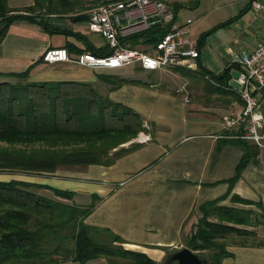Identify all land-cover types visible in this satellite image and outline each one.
<instances>
[{
  "label": "trees",
  "instance_id": "1",
  "mask_svg": "<svg viewBox=\"0 0 264 264\" xmlns=\"http://www.w3.org/2000/svg\"><path fill=\"white\" fill-rule=\"evenodd\" d=\"M103 1L105 0H96L95 3ZM76 2L77 0H33L31 5L11 8L7 5V0H0V43L11 23L27 20L40 24L47 31L69 34L81 41L83 46L67 42L63 47L69 52L79 54L90 51L98 56L109 54L107 44L95 46L79 31L51 26L46 18H41L35 11L41 8L46 13H53L58 9L70 11ZM239 15L241 13L236 17ZM71 19L74 22L84 21L87 17L80 15ZM160 31L159 27H155L135 34L131 37L132 43L139 40L155 42ZM209 32L200 35L198 48ZM39 59L42 60V56ZM231 66L235 67L230 64L220 74H214L198 61V70L194 74L182 68L174 70L185 75L209 74L219 83H226L232 78ZM32 67L33 64L20 72H0L2 76L24 80L16 83L0 82V170L54 172L58 168L84 167L90 164L111 165L118 157L139 146V143L131 142L127 147L115 149L144 129L141 116L132 108L113 102L106 95L102 96L91 82L26 81ZM96 78L99 82L110 85V89L125 83L146 84L138 78H128L116 73L99 72ZM206 84V93L228 94L239 105H244L237 92L216 88L208 82ZM225 142H232L242 149L234 173L227 179L229 190L198 206L202 215L184 244L194 252L210 250L211 253L207 255L199 253L207 258L209 264H220L224 257L231 255L223 243L216 241V236L231 232L253 235L250 230L232 225H253V210L219 205L218 202L230 193L231 186L246 165L255 161L258 147L247 140L228 138L220 139L217 147ZM33 188L50 189L56 197L66 200H72L74 194L70 190L40 183L0 180V264H49L67 260L84 264L101 256L106 257L110 264H116V258L123 260L121 264H157L143 252L116 246V241H126L109 228L84 222L85 217L101 200L98 195L92 194L89 204L78 205L42 195ZM231 199L254 203L237 194H232ZM255 204L262 211L264 224L262 203ZM211 214L228 224L209 220ZM254 220L258 221L256 218ZM249 244L256 246L264 243ZM164 264L169 263L165 261Z\"/></svg>",
  "mask_w": 264,
  "mask_h": 264
},
{
  "label": "crops",
  "instance_id": "2",
  "mask_svg": "<svg viewBox=\"0 0 264 264\" xmlns=\"http://www.w3.org/2000/svg\"><path fill=\"white\" fill-rule=\"evenodd\" d=\"M32 3L33 0H7L11 8ZM174 9L176 22H184ZM49 24L63 29L57 20ZM46 32L40 24L27 20L11 23L0 43V72H20L33 64L27 80L91 82L111 101L136 111L153 133L147 131L148 140L137 142L136 149L121 155L111 165L57 169L45 176L29 177V181L73 191L69 201L76 204L87 205L92 194L98 195L101 200L84 222L107 227L121 236L127 247L165 262L169 251L184 247L181 235L191 213L201 203L229 190L227 179L233 175L242 149L232 142L217 147L224 133L220 112L207 111L141 78L138 79L146 84L125 83L110 89V85L98 81L96 74L100 71L92 67L72 60H40L50 47H63L67 42L83 46L69 34L59 35L52 43ZM3 81L8 82H0ZM232 194L261 202L264 213V147L258 149L255 161L246 165L221 203L238 205L229 201ZM226 250L231 255L220 264H264V244L230 243Z\"/></svg>",
  "mask_w": 264,
  "mask_h": 264
},
{
  "label": "rangeland",
  "instance_id": "3",
  "mask_svg": "<svg viewBox=\"0 0 264 264\" xmlns=\"http://www.w3.org/2000/svg\"><path fill=\"white\" fill-rule=\"evenodd\" d=\"M169 5L174 6L179 11V15L181 18H190L192 23H190V29L192 32V39L199 40L200 35L206 31H210L203 39L200 46V62L201 64L209 69L214 74H220L224 68L229 67L230 63V53L236 52L241 53L242 51H250L258 42H260L264 38V20L260 17V15L249 7V0H163ZM96 0H77L75 7L72 10H62L58 9L53 11V13H46L44 9L35 10L36 13L41 15V18H46L49 22L58 21V24L61 25L59 27L67 28L72 31H79L83 35H85L88 40H90L95 45H100L104 42L103 38L95 33H92L88 30L86 20L84 21H72V17H79L80 15H86L88 10L96 5ZM239 13L238 17H236ZM63 25V26H62ZM15 31V30H14ZM47 37L54 43L58 36L67 37L66 34H59L56 32H46ZM72 36V35H70ZM76 39L75 37H73ZM33 47V44L30 45ZM230 63V64H229ZM22 70L25 68H21ZM100 72L112 73L116 72L120 76L124 77H136L141 78L142 80L151 82L155 84L159 89H167L168 91L174 93V95L178 96L181 99H187L189 102L196 103L202 106L203 109H206L210 112H220L221 118L222 115L232 111L239 110L241 105H239L236 101L233 100L232 96L228 94H217L211 92H205V86H207L206 82L211 84L214 87H220L225 91H232L227 87L228 82L219 83L216 81L211 75H193L197 72L198 67L195 69H191L188 75L182 74L173 69H161L155 71H145L137 68L122 67L117 69H99L94 68ZM183 69V68H182ZM187 70V69H185ZM230 74L233 78H235L238 74V71L235 67H230ZM2 76V75H0ZM31 77V76H30ZM33 78V76H32ZM34 79V78H33ZM1 80H8L10 83L23 82V79H19L17 77H9V78H1ZM27 81V79H26ZM32 81V80H28ZM231 84L237 87V84L231 80ZM97 92L102 96H105V92L98 89ZM260 105L264 112V97H260ZM200 106V107H201ZM144 129L139 130L135 136L130 137L124 143H121L115 149L119 147H127L131 142H138V139L143 135L149 136L148 132H151V128L149 124L143 123ZM259 149V147H258ZM82 166L74 167V168H58V169H79ZM47 173L52 172H38V171H20L16 169L12 170H0V180L8 181V180H21L36 183L33 181H29V177L33 176H45ZM43 184V183H40ZM47 185V184H45ZM50 186V185H48ZM52 187V186H51ZM35 189V188H33ZM40 194L46 195L51 198H57L63 200L65 202H70L66 199H61L56 197L50 189L39 188L35 189ZM229 195V194H228ZM227 195V196H228ZM226 196V197H227ZM232 196V195H231ZM229 197V201L238 204V205H230L221 203L222 200L218 202L219 205L231 206L239 209H250L255 213L253 214V220L251 223L253 225H245V224H232L235 227L242 228L245 230H250L253 232V235H247L246 233L237 234L235 232H231L225 234L224 236H216V241L223 243L225 248L230 243H238V242H248V243H256L263 242L264 243V235L261 233L264 232V224L262 223V214L258 209L255 203H244L242 201H234ZM81 205V204H78ZM201 212L198 207L191 213V215L186 220L184 230L181 235V242L185 244L187 237L191 234L194 229V226L201 216ZM209 220L216 222H223L228 224L227 221H220L216 216L212 215L208 217ZM256 218L258 221H255ZM126 243V242H125ZM125 243H121L116 241V246H123L124 248H129ZM183 247V246H182ZM131 249V248H129ZM203 252L197 251V253H203L204 255L210 254L211 251L208 249L202 250ZM54 257V255H53ZM116 264H121L123 262L122 259L116 258ZM155 261V260H154ZM157 264H164V261L157 262ZM49 264H80L77 262H73L70 260L62 261L60 263H49ZM84 264H110V261L104 256L94 258L92 260L87 261ZM209 264V262H208Z\"/></svg>",
  "mask_w": 264,
  "mask_h": 264
},
{
  "label": "built area",
  "instance_id": "4",
  "mask_svg": "<svg viewBox=\"0 0 264 264\" xmlns=\"http://www.w3.org/2000/svg\"><path fill=\"white\" fill-rule=\"evenodd\" d=\"M249 7L264 20V0H249ZM177 23L174 6L163 0H105L92 6L86 24L90 32L100 35L110 53L98 56L90 51L70 55L62 46L47 48L42 60L47 63L74 61L80 65L99 69L132 66L145 71L198 67L200 55L198 41L192 39L190 23ZM161 29L155 42L139 40L132 43V36L152 28ZM230 63L238 74L228 81L227 87L237 92L244 102L239 110L222 115V138L242 139L264 147V112L260 97L264 96V38L250 51L231 52ZM233 80L237 87L231 84ZM149 136L143 135L138 142Z\"/></svg>",
  "mask_w": 264,
  "mask_h": 264
},
{
  "label": "water",
  "instance_id": "5",
  "mask_svg": "<svg viewBox=\"0 0 264 264\" xmlns=\"http://www.w3.org/2000/svg\"><path fill=\"white\" fill-rule=\"evenodd\" d=\"M165 261L169 264H208L205 256L185 246L168 254Z\"/></svg>",
  "mask_w": 264,
  "mask_h": 264
}]
</instances>
